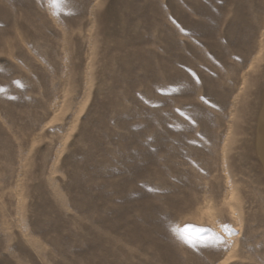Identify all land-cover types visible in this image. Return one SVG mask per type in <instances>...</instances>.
Returning <instances> with one entry per match:
<instances>
[{"label":"rangeland","instance_id":"1","mask_svg":"<svg viewBox=\"0 0 264 264\" xmlns=\"http://www.w3.org/2000/svg\"><path fill=\"white\" fill-rule=\"evenodd\" d=\"M262 77L264 0H0V264H264Z\"/></svg>","mask_w":264,"mask_h":264},{"label":"bare ground","instance_id":"2","mask_svg":"<svg viewBox=\"0 0 264 264\" xmlns=\"http://www.w3.org/2000/svg\"><path fill=\"white\" fill-rule=\"evenodd\" d=\"M115 13L116 10H112L111 15H114ZM262 79L264 80V77H262ZM263 103H264V99H263ZM256 131H257V146L260 151L264 166V104L259 115L258 126Z\"/></svg>","mask_w":264,"mask_h":264},{"label":"snow or ice","instance_id":"3","mask_svg":"<svg viewBox=\"0 0 264 264\" xmlns=\"http://www.w3.org/2000/svg\"><path fill=\"white\" fill-rule=\"evenodd\" d=\"M189 71H190V70H189ZM192 75L195 77V74H194V73H193ZM195 79H196V82H197V83L200 82L198 77H195ZM201 99L204 100L205 98H204V97H201ZM206 102H207V101H206ZM176 111H177L180 115H182V116H186V114H185L182 110H180V109H176ZM186 118H187V119H191L190 117H187V116H186ZM192 123L194 124L195 121L193 120ZM197 135H199V133H198ZM189 143H196V142H195V141H189ZM222 227L224 228V230H225L226 232H229L231 235H238V233H236L234 229H230V228L228 227L227 224L222 225ZM217 239H221V238L217 237ZM185 242L188 244L189 247H192V242H191L190 240L185 239ZM221 243H223V244L225 245V249H224L225 251L227 250L228 247H230V245H227V242H226V241H223L222 239H221Z\"/></svg>","mask_w":264,"mask_h":264}]
</instances>
